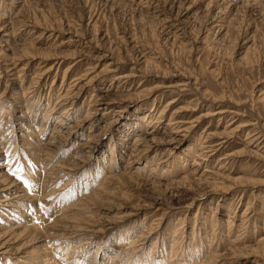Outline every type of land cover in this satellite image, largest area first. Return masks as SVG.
<instances>
[{
    "label": "rangeland",
    "instance_id": "1",
    "mask_svg": "<svg viewBox=\"0 0 264 264\" xmlns=\"http://www.w3.org/2000/svg\"><path fill=\"white\" fill-rule=\"evenodd\" d=\"M263 97L264 0H0V264H264Z\"/></svg>",
    "mask_w": 264,
    "mask_h": 264
},
{
    "label": "bare ground",
    "instance_id": "2",
    "mask_svg": "<svg viewBox=\"0 0 264 264\" xmlns=\"http://www.w3.org/2000/svg\"><path fill=\"white\" fill-rule=\"evenodd\" d=\"M3 37V36H2ZM70 67H71V65H70ZM110 70V69H109ZM66 73V72H65ZM122 78V77H121ZM79 80V79H78ZM73 88H74V86H73ZM72 90V89H71ZM78 91V90H77ZM74 93V92H73ZM34 94V93H33ZM64 94H62L61 96H63ZM100 98H98L97 100H99ZM263 99H264V97H263ZM261 100H262V98H261ZM98 103V102H97ZM96 103V104H97ZM101 103V102H100ZM94 107H97L98 105H96L95 106V104L93 105ZM100 106H102V104H100ZM106 109H98V108H96V109H92V112H90L91 114H90V117H89V119H91V120H93L94 118H97L100 114H102L104 111H105ZM223 111V110H222ZM221 111V112H222ZM107 112V111H106ZM217 112H219V111H217ZM221 112H219V113H221ZM236 112V111H235ZM87 115V114H86ZM162 115V114H161ZM208 115V114H207ZM85 117H87V116H85ZM173 117V116H172ZM200 118V117H199ZM83 120H84V118H83ZM177 121H179V120H177ZM190 121H192V119L190 120ZM197 121V120H196ZM195 121V122H196ZM87 122V121H86ZM178 123V122H177ZM186 123V122H185ZM84 124V123H83ZM83 124H82V126H83ZM187 124V123H186ZM76 126H72V127H74L73 129V133H75L76 131H79V129H80V127L81 126H79V125H77V124H75ZM168 125V124H167ZM189 126H186V127H182V126H177V127H175L176 128V130H173V132L172 133H181L183 136L185 135V134H187L188 132H190L191 130H193L194 129V123H189L188 124ZM254 125V124H253ZM71 127V128H72ZM69 129H70V127H69ZM230 129V128H229ZM228 129V130H229ZM232 130V129H231ZM237 130L238 129H235V130H232L231 132H230V134H235L236 132H237ZM70 132V131H69ZM171 132V131H170ZM240 132V131H239ZM57 133V132H56ZM73 133H71V134H73ZM224 133V132H223ZM227 133H228V131H227ZM226 133V134H227ZM100 134V133H99ZM106 134L107 133H104L103 134V136H106ZM168 134V133H167ZM166 134V135H167ZM95 135V134H94ZM209 135V134H208ZM212 135V134H211ZM68 136H69V134H68ZM67 136V137H68ZM176 136H179V134H177ZM235 136V135H234ZM257 135L256 134H253V135H250V134H247L246 135V137L244 138L246 141H248V144L249 145H252V141H254V142H256L257 140H260L261 138L260 137H256ZM212 137V136H211ZM210 137V138H211ZM65 138V137H64ZM216 138V137H215ZM219 139H220V145H218L217 147H209V146H211V145H209V146H207L206 148H205V150H206V152H205V154L203 153L204 152V150H201V149H199L200 150V153L201 154H197V157H199L200 155L201 156H207L208 154H210V153H213V152H218V151H220V149L218 150L217 148H219V146H221V145H224V144H226L225 142H227V141H225L226 140V137L225 136H222V137H218ZM199 139L200 140H202L201 139V136H199ZM198 139V140H199ZM93 140H94V138H93ZM203 140H204V137H203ZM202 140V141H203ZM206 140V139H205ZM137 141H140L139 139L137 140ZM162 141V140H161ZM167 141V140H166ZM166 141H165V143H166ZM179 140L177 139V137H173V139H171V142L170 141H167V144H170V143H177ZM159 142V141H158ZM258 142V141H257ZM142 143H145L146 145H144V146H142ZM161 143V142H160ZM159 143V144H160ZM217 143V142H216ZM154 144V145H153ZM256 144V143H255ZM151 145H153L154 147H152ZM155 145H157L156 144V142L154 141V140H152V139H150L149 138V140H144V141H142V142H134V147L136 148V149H144V150H148V151H150V150H154L155 149ZM199 145H201V144H199ZM217 145V144H216ZM152 147V148H151ZM46 148V147H45ZM83 148H84V146H83ZM163 148H165V147H163ZM48 149V148H47ZM51 149V148H50ZM77 149V148H76ZM135 149V150H136ZM176 149V148H175ZM207 149H209V151L207 152ZM222 149V148H221ZM188 151V150H187ZM189 152V151H188ZM196 152V151H195ZM194 152V153H195ZM75 153V152H74ZM73 153V154H74ZM72 155V154H71ZM81 156V155H80ZM86 156V155H85ZM88 156V155H87ZM232 156V155H231ZM55 157V156H54ZM227 157V156H226ZM70 158V157H69ZM75 158H78V157H75ZM81 159V158H80ZM84 159V158H83ZM230 159V158H229ZM82 160V159H81ZM66 162V161H65ZM62 163V162H61ZM66 163H68V162H66ZM165 163V162H164ZM69 164V163H68ZM75 164V163H74ZM160 164V163H159ZM62 165H66V164H62ZM76 165V164H75ZM71 166H73V165H71ZM77 166V165H76ZM60 167V166H59ZM75 167V166H74ZM69 168V167H68ZM0 169H2V167H0ZM53 169V168H52ZM67 169V168H66ZM53 170H55V169H53ZM61 170V169H60ZM70 170V169H69ZM57 173V172H56ZM61 173V172H60ZM61 176V175H60ZM242 179V178H241ZM236 180V179H235ZM238 180V179H237ZM23 197H25L24 196V191L17 185V184H15L14 183V181H10L9 179L8 180H2V181H0V257H3L4 255H7V253L10 251L9 250V247H10V243H11V241H12V237L14 236V233H26V231H22V232H19V230H21V226H19L18 224L19 223H21V220H18L19 218H21L20 217V215H19V213H17L18 211H17V207L16 208H13V203L14 202H19V201H21L22 199H23ZM11 209V210H10ZM9 210L11 211V212H9ZM13 210H16V211H13ZM105 215V214H104ZM103 215V216H104ZM102 216V217H103ZM106 216V215H105ZM105 218V217H104ZM101 219V218H100ZM103 219V218H102ZM106 219H107V217H106ZM108 220H110V219H108ZM107 220V221H108ZM19 221V222H18ZM23 221H24V219H23ZM105 221V220H104ZM107 221H105L104 222V224L105 225H102L103 224V222H102V226L105 228L108 224H110L109 222H107ZM112 220H110V222H111ZM113 222V221H112ZM96 223H98V222H96ZM100 224V223H99ZM98 225V224H97ZM92 227V226H91ZM109 226H107V228H108ZM24 228V227H23ZM101 228V227H100ZM63 231V230H62ZM26 234H28V233H26ZM31 234V233H30ZM31 236L33 237L32 239L33 240H31L32 241V243L34 244V245H37V244H40V238L38 237V235H36V233H34L33 232V235L31 234ZM262 242H263V240H261ZM143 242V241H142ZM30 243V242H29ZM261 245H262V243H261ZM13 252V251H12ZM224 256V255H223ZM225 257V256H224ZM224 257H222V258H224ZM226 258V257H225ZM220 259V258H219Z\"/></svg>",
    "mask_w": 264,
    "mask_h": 264
},
{
    "label": "snow or ice",
    "instance_id": "3",
    "mask_svg": "<svg viewBox=\"0 0 264 264\" xmlns=\"http://www.w3.org/2000/svg\"><path fill=\"white\" fill-rule=\"evenodd\" d=\"M12 175H14L17 180L21 179L20 176L16 172H13ZM21 182L23 183V185L26 189L30 188V185L28 184V182L26 180H22ZM37 207H40L42 211H47L46 209H43L42 206H40V205H38ZM37 223H39V221H37Z\"/></svg>",
    "mask_w": 264,
    "mask_h": 264
}]
</instances>
